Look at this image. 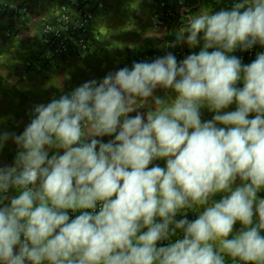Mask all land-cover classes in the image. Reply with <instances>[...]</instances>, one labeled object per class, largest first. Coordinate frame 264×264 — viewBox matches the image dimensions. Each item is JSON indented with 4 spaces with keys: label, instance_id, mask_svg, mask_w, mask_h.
Instances as JSON below:
<instances>
[{
    "label": "clouds",
    "instance_id": "1",
    "mask_svg": "<svg viewBox=\"0 0 264 264\" xmlns=\"http://www.w3.org/2000/svg\"><path fill=\"white\" fill-rule=\"evenodd\" d=\"M185 19L0 128V264H264V0Z\"/></svg>",
    "mask_w": 264,
    "mask_h": 264
},
{
    "label": "crops",
    "instance_id": "2",
    "mask_svg": "<svg viewBox=\"0 0 264 264\" xmlns=\"http://www.w3.org/2000/svg\"><path fill=\"white\" fill-rule=\"evenodd\" d=\"M63 1L0 0V128L5 131L21 132L31 105L46 103L62 87L68 91L124 66L129 53L155 49L163 54L188 15L231 6V0H169L174 20L154 27L156 0H103L95 12L87 54L46 66L38 57L40 25L53 18L56 5ZM172 51L183 58L190 50ZM204 115L209 117L206 111ZM14 155L15 145L9 142L0 160L11 163Z\"/></svg>",
    "mask_w": 264,
    "mask_h": 264
},
{
    "label": "built area",
    "instance_id": "3",
    "mask_svg": "<svg viewBox=\"0 0 264 264\" xmlns=\"http://www.w3.org/2000/svg\"><path fill=\"white\" fill-rule=\"evenodd\" d=\"M103 0H64L55 7L51 20L40 26L38 57L46 66H54L59 60L82 58L90 48L92 24L95 12L101 7ZM159 11L154 15V27H163L165 21L172 23L173 12L169 0H156ZM167 27V26H165ZM169 27V26H168ZM264 51L259 46L251 52H238L243 61L253 60L256 52ZM161 55L157 50L129 53L124 65H130L133 60L154 58Z\"/></svg>",
    "mask_w": 264,
    "mask_h": 264
}]
</instances>
